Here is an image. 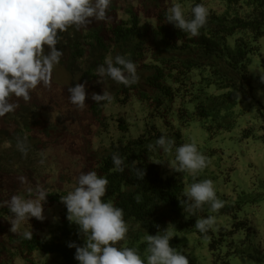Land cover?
I'll list each match as a JSON object with an SVG mask.
<instances>
[{
	"label": "trees",
	"instance_id": "16d2710c",
	"mask_svg": "<svg viewBox=\"0 0 264 264\" xmlns=\"http://www.w3.org/2000/svg\"><path fill=\"white\" fill-rule=\"evenodd\" d=\"M177 3L189 17L196 4L209 9L208 22L199 36L192 37L167 23L166 13ZM155 7L150 18L130 7L115 14L113 24L103 29L78 31L69 27L60 33L57 48L65 51L75 84L86 82V87L90 86L86 90L92 118L89 128L94 129L98 145L95 150L91 147L89 171L108 179L103 199L124 210L129 232L120 247H136L142 258L146 257V236L155 235L159 226L173 236L170 245L185 254L190 264L197 263L186 251L188 236L206 240L214 261L228 264L219 254L224 236L233 231L226 234L221 227L202 234L195 221L212 215L217 222L220 216L233 214L235 208L225 203L213 212L205 204L202 211L193 214L185 202L184 193L193 182L211 179L209 166L194 181L188 172L171 169L175 167L174 149V162H170L162 149L151 151L148 145L161 135L174 139L176 146L184 144L181 130L192 122L209 137L235 128L237 107L251 90L250 57L264 37V0H160ZM117 55L136 63L138 83L125 86L97 74V66ZM103 90L112 95L111 103L91 99L92 93L102 95ZM11 102L19 107L0 117V264H78L75 248L67 244L82 245L84 239L78 226L68 221L66 206L60 200L68 193L55 187L51 167L38 164L47 160L38 147L40 136L60 130L41 119L22 98L12 96ZM18 140L27 146L26 154L18 150ZM113 153L124 158V172L115 169ZM133 161L145 170L143 179L137 178ZM21 176L26 183H21ZM37 185L48 193L43 208L51 212L50 218H29L12 233L13 216L6 202L13 195L29 198L34 193L28 189ZM232 217L237 221L235 215ZM243 227L247 222L241 220L233 229ZM25 230L33 231V239L23 237Z\"/></svg>",
	"mask_w": 264,
	"mask_h": 264
},
{
	"label": "clouds",
	"instance_id": "9594fccd",
	"mask_svg": "<svg viewBox=\"0 0 264 264\" xmlns=\"http://www.w3.org/2000/svg\"><path fill=\"white\" fill-rule=\"evenodd\" d=\"M110 6L111 0H0V117L19 107L11 102L12 96L27 102L31 99V90L38 85L51 86L53 70L63 55L57 48L60 33L69 27L79 30L92 19L106 20ZM208 17L209 9L203 4L193 6L189 17L177 3L168 9L165 18L175 28L196 37L207 24ZM96 72L100 77L107 76L125 86L139 82L136 63L124 55L107 57L103 64L97 66ZM260 80L264 83V76H260ZM67 91L73 105L79 109L86 106V82L77 83ZM91 99L96 103H111L113 97L103 90L102 95L92 93ZM17 148L23 154L27 153L23 140L17 141ZM148 149H162L165 154L174 149L175 167L171 169L188 172L194 181L210 163L194 142L176 146L174 139L166 135L149 144ZM112 161L117 171H125V160L119 153H113ZM133 164L137 178L143 179L145 170L138 168L137 162L133 161ZM19 179L21 183L27 182L23 176ZM108 183L107 178L95 171H82L76 187L60 197L66 206L68 221L78 226L84 239L82 245L75 242L67 244V247L75 248L74 259L78 264H190L185 254L170 245L173 236L167 229L159 230V226L155 235L146 236V257L142 258L136 247H120L119 243L127 238L129 225L124 219V210L103 199ZM28 192L34 195L29 198L13 195L6 202L13 216L10 221L12 233H16L29 218L45 219L43 204L48 193L40 185L29 188ZM184 196L187 208L193 214L202 211L205 204L210 205L213 212L225 206V202L218 198L211 179L193 182ZM215 226L216 217L212 215L195 221L196 229L202 234H207ZM23 237L33 239V231L25 230Z\"/></svg>",
	"mask_w": 264,
	"mask_h": 264
},
{
	"label": "rangeland",
	"instance_id": "374dc122",
	"mask_svg": "<svg viewBox=\"0 0 264 264\" xmlns=\"http://www.w3.org/2000/svg\"><path fill=\"white\" fill-rule=\"evenodd\" d=\"M159 1L111 0L106 20L92 19L78 31L103 29L107 24H113L115 14L130 7L142 17L150 18L155 15V5ZM61 51L63 55L53 70L51 86L38 85L31 90V99L27 102L41 119L55 124L60 130V133L40 136L38 147L47 160L38 164L51 167L50 170L55 172V187L69 193L76 187L79 174L89 171L91 147L95 150L98 143L94 129L89 128L92 122L87 110L89 95H86L83 109L69 100L67 89L76 84L65 51ZM248 74L251 90L237 107L239 116L232 131L209 137L196 122L181 130L185 143L194 142L209 158L211 180L218 198L235 208L233 214L220 216L213 228L217 232L223 227L226 234L233 231L224 236L219 254L228 264H264V83L260 80V76H264V37L259 39L258 50L250 57ZM173 153L165 154L170 162H174ZM43 214L45 219L51 216V212ZM241 220L247 222L248 228L234 230L236 222ZM187 239L186 251L197 264H221L219 260L214 261L206 240L195 241L192 236Z\"/></svg>",
	"mask_w": 264,
	"mask_h": 264
}]
</instances>
